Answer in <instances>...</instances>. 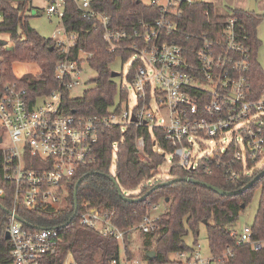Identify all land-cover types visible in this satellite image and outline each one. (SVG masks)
Listing matches in <instances>:
<instances>
[{"label": "built area", "instance_id": "2783aa9c", "mask_svg": "<svg viewBox=\"0 0 264 264\" xmlns=\"http://www.w3.org/2000/svg\"><path fill=\"white\" fill-rule=\"evenodd\" d=\"M73 2L83 19L103 30L110 52L131 53L134 63L129 82L137 104L131 111L123 109L130 97L120 84L126 96L120 91L106 115L67 113L65 96L73 97V90L83 85L86 71L92 70V54L82 46L80 33L67 31L63 23L67 0H47V16L61 26L53 38L63 54L55 68L58 88L34 97L14 83L0 93V199L10 197L5 222L11 255L8 264L53 263L65 240L61 226L42 227L24 219L33 225L30 227L17 217H21L20 211L63 208L79 169L95 162V148L105 127L118 126L123 132L129 126L138 131L161 130L172 148V160L177 159L189 177L219 173L236 182L253 175L264 160V90L259 100L249 98L251 39L237 18L226 16L214 33L202 35L201 47L191 49L174 35L180 32L182 8L198 0H151L150 5L159 10L158 18L140 22L131 31L113 27L108 14L96 10L92 0ZM206 141L214 147L199 158L196 147L207 148ZM135 145L145 158L144 135L136 138ZM117 146L115 143L114 152ZM77 216L81 226L119 243L120 256L110 264H151L141 256L128 257L126 237L131 235L133 240L138 234L154 232L157 219L148 214L138 225L122 229L114 221V210L94 207L86 200L78 206ZM231 237L235 245L226 249L225 258L232 257L240 246L264 248V241L253 238L252 227L234 229ZM67 255L62 264H77ZM163 264L215 263L202 254L198 244L192 251L172 254Z\"/></svg>", "mask_w": 264, "mask_h": 264}, {"label": "trees", "instance_id": "16d2710c", "mask_svg": "<svg viewBox=\"0 0 264 264\" xmlns=\"http://www.w3.org/2000/svg\"><path fill=\"white\" fill-rule=\"evenodd\" d=\"M31 4L32 0H0V42L7 41L5 47L0 44V93L7 85L14 83L25 88L34 97L46 95L58 88L55 68L63 54L53 39L41 36L30 25L28 12ZM92 6L108 14L113 27L128 31L136 28L140 22L153 21L159 16L158 8L145 5L141 0H92ZM181 11L178 19L180 32L176 33L174 38L191 49L201 47L202 35L214 33L227 19L216 16L214 6L203 1L190 7L184 6ZM230 15L237 18L250 34L252 68L249 77L252 95L249 98L259 100L264 90V70L258 62L260 43L257 28L264 14L232 9ZM63 23L67 31L80 33L82 46L87 53L92 54L89 59L90 67L97 74L94 86L82 97L75 98L66 94L64 106L67 113L79 116H104L121 91L116 78H112L113 64L119 58L127 61L132 55L129 52H110L103 39V30L94 29L91 22L83 19L73 0H67ZM8 47H13V50H8ZM15 63L36 64L40 71L18 78L14 72ZM121 93L125 97L127 91ZM139 135H144L146 140L145 158L139 155L135 145ZM115 143H118L116 152ZM161 149L167 150L168 153L172 151L165 142L161 130L138 131L134 126H129L123 132L118 126L105 127L101 130L95 148V162L79 169L74 179L75 184L68 190L63 208L40 212L20 211L21 217L42 227L65 225L74 213V188L77 181L86 174L97 172L100 175L88 176L80 185L78 203L81 205L82 201L86 200L94 207L114 210L116 212L114 221L122 229L141 223L152 207L161 201L166 204V211L157 219L156 230L144 236L142 257L151 264H163L168 262L174 253L192 251L199 244L201 226L206 228L210 255L215 264H264V248L254 250L250 245L237 247L232 257H224L226 249L235 245L231 232L237 226L242 211L252 202L254 192L258 188L261 191L260 201L251 227L253 238L264 241V177L247 191L231 197L221 196L202 185L176 182L153 191L142 202L130 203L121 199L117 187L106 176L109 175L114 157L117 163L118 185L121 190L134 191L158 174V169L166 160V155L160 151ZM1 160L0 150V169ZM262 170L236 182L227 180L219 173L190 177L225 191H235L245 187ZM170 175L169 180L189 177V174L179 167L175 158ZM153 186L145 185L139 194L131 197L140 198ZM0 204L9 209L10 197L0 199ZM6 216V212L0 207V264L11 262L10 245L5 238ZM60 232L65 240L59 248L58 255L54 256L52 264H62L68 253L77 264H110L113 259L120 256L117 241L104 238L97 232L81 226L78 216L70 225L61 228ZM190 235L193 236L192 245L186 241ZM131 244L132 236L128 235L126 247L129 258L133 257ZM153 252L156 256L151 259L148 254Z\"/></svg>", "mask_w": 264, "mask_h": 264}, {"label": "rangeland", "instance_id": "374dc122", "mask_svg": "<svg viewBox=\"0 0 264 264\" xmlns=\"http://www.w3.org/2000/svg\"><path fill=\"white\" fill-rule=\"evenodd\" d=\"M145 5H150L151 0H141ZM252 0H241L236 2L235 0H203V2L210 3L214 6L215 15L218 17L228 16L231 14L232 9H236L238 6H246L249 9ZM47 6V0H32L31 9L28 12L30 17V25L43 37L53 39L55 37V33L61 28V26L56 23L55 18H50L47 16L45 12V7ZM264 0H256V13L258 15L264 14ZM62 34L57 33V36L60 37ZM257 37L260 43L258 49V62L261 65L262 69L264 70V17L257 28ZM134 60L128 59L127 61L117 60L113 64V71L120 74L116 78L119 84H122L123 87H126L128 94H129V102L123 105V109L126 110L127 108L131 111L137 104L136 99L134 97L135 92L134 89L129 82V74L133 67ZM22 68L24 71H30L29 73L25 74H36L37 66L34 64H24ZM24 71H22L24 73ZM22 73V74H23ZM15 74L18 77L19 71L17 68L15 69ZM24 75V74H23ZM20 78V77H18ZM97 78L96 72L92 70L86 71L83 77V85L72 92V96L75 98H80L83 94L90 88L94 86V80ZM154 110L156 111L155 106H153ZM160 116V115H159ZM207 148L200 149L198 146L196 147L197 153L199 158L207 155L210 152V148H213V145H210L208 141L205 142ZM172 155L170 153L166 154V160L164 164L158 169V174L151 180L144 182L138 189L134 191H124L122 193L127 196H135L140 193L145 185H156L161 182H166L171 178L170 169L173 167V160ZM264 168V160L259 162L255 167L254 171L257 172ZM117 171V163L114 157L113 163L109 170V175L116 178ZM260 189H256L254 192V196L252 202L249 206L244 209L241 213L239 218L238 224L235 229L242 230L244 227H251L258 210V205L260 201ZM166 211V204L164 201H161L157 206H154L151 211L149 212V216L151 219L156 220ZM144 236L138 234L136 235L133 240L132 244L130 245L131 251L135 257L139 255H143V243H144ZM199 244L202 249V254L206 257H210V249H209V242L208 236L206 232V228L201 226L200 228V235H199ZM189 245L193 244V236L190 235L186 239Z\"/></svg>", "mask_w": 264, "mask_h": 264}, {"label": "water", "instance_id": "95a60500", "mask_svg": "<svg viewBox=\"0 0 264 264\" xmlns=\"http://www.w3.org/2000/svg\"><path fill=\"white\" fill-rule=\"evenodd\" d=\"M200 2H202V0H198V3H200ZM248 11L250 13H256V0H252L251 1V5H250ZM58 22L59 21L56 20V23H58ZM0 44H1V46L5 47V46H7V41L2 40L0 42ZM7 49L8 50H13V47H8ZM119 75H120L119 73L113 71L112 78H117ZM2 140L3 139L0 138V144L2 143ZM92 175H100V173L92 172V173L86 174V175H84L83 177H81L77 181V183L75 185V188H74V213H73V216L70 218V220L65 225L61 226L60 228H63L64 226H68V225H70L73 222L74 218L76 217V214H77V211H78V206H79V203H78V190H79V187L82 184V182L88 176H92ZM103 176H105V175L103 174ZM106 176L117 187V191H118V194L121 197V199H123L124 201L130 202V203H135V202L144 201L147 198V196H149L153 191H155V190H157L159 188L165 187V186H170V185H172V184H174L176 182H189V183H193V184H197V185H202V186H205L208 189L216 192L217 194H219L221 196H226V197L236 196V195H239V194L247 191L248 189H250L252 186H254L259 181L260 178L264 177V169L262 171H260L245 187H243V188H241L239 190H235V191H225L223 189L215 187V186H213V185H211L209 183H206L204 181H200V180H197V179L192 178V177H185V178H175V179H171V180L166 181V182L158 183V184L154 185L145 195H143L140 198H133V197L125 196L122 193V190H121L120 186L118 185L116 178H114V177H112L110 175H106ZM0 207L3 209V211L8 212V210L6 208H4L1 204H0ZM242 207L245 208V205H243ZM17 219L19 221H21L23 224H25L26 226H30V227L33 226V225L27 223L21 217H17ZM37 228H40V227H37ZM6 237L9 238V235L7 234ZM155 256H156L155 252L148 254V257H150L151 259H154Z\"/></svg>", "mask_w": 264, "mask_h": 264}, {"label": "crops", "instance_id": "0c3cea01", "mask_svg": "<svg viewBox=\"0 0 264 264\" xmlns=\"http://www.w3.org/2000/svg\"><path fill=\"white\" fill-rule=\"evenodd\" d=\"M203 1V0H202ZM232 1H234V0H232ZM236 2H238V1H241V0H235ZM236 9H238V10H248L247 8H246V6H242V7H237ZM264 9V8H263ZM215 10V9H214ZM223 17H226V16H223ZM24 65V63H15L14 64V72H15V69L17 68V70L19 71V74H18V77H21L23 74H25V73H29L30 71L28 70L27 72L26 71H24L22 68H25V67H22ZM34 65H36V64H34ZM37 66V65H36ZM22 71H24V73L22 72ZM37 72H36V74L37 73H39V68L37 67V70H36ZM23 73V74H22ZM17 76V75H16ZM139 256H141L142 257V255H139ZM138 257V256H137Z\"/></svg>", "mask_w": 264, "mask_h": 264}]
</instances>
